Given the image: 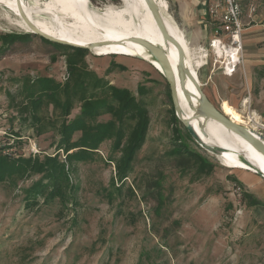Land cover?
Listing matches in <instances>:
<instances>
[{"label": "rangeland", "instance_id": "374dc122", "mask_svg": "<svg viewBox=\"0 0 264 264\" xmlns=\"http://www.w3.org/2000/svg\"><path fill=\"white\" fill-rule=\"evenodd\" d=\"M248 1L256 10L242 20L235 73L222 74V63L208 58L197 79L217 109L226 102L264 138V78L255 77L264 67V0ZM90 2L96 8L120 4ZM5 11L0 7V37H30L0 56V148L14 156L52 155L51 134L36 138L23 133L19 142L8 136L10 111L3 90L23 75L63 81L65 56L60 48L21 30ZM169 19L178 31L170 15ZM87 51L88 68L109 85L129 89L147 112L146 142L119 192L115 187L120 182L109 162L117 155L109 141L101 144L95 160L77 165L74 203L41 199L25 208L21 189L31 181L16 189L0 186V264H264V180L250 171L221 166L179 121L172 125L168 86L149 64L126 55ZM109 67L114 69L106 75ZM139 85L145 87L143 95L137 93ZM110 118L109 114L102 119ZM172 127L182 145L214 165L211 175L201 176L188 160L174 156ZM232 179L261 206L243 201Z\"/></svg>", "mask_w": 264, "mask_h": 264}, {"label": "trees", "instance_id": "16d2710c", "mask_svg": "<svg viewBox=\"0 0 264 264\" xmlns=\"http://www.w3.org/2000/svg\"><path fill=\"white\" fill-rule=\"evenodd\" d=\"M29 37L30 34L1 36L0 56L16 42H26ZM41 40L63 51L66 76L63 81L30 75L11 79L10 87L3 90L10 111L8 136L13 142H19L23 133L36 138L51 134L54 153L14 156L5 153L4 147L0 148V186L16 189L19 184L31 181L21 189L25 208L41 199L44 203L53 199H58L62 205L74 203L78 188L74 179L77 165L95 160L101 144L109 141L112 152L117 155L109 162L120 182L119 187H115L119 192L124 179L132 172L135 156L146 142L150 123L147 112L129 89L109 85L88 68L86 49ZM51 59L55 60L54 57ZM113 69L109 67L105 74H110ZM120 69L124 70L123 67ZM255 77L264 78V67L255 71ZM137 93L143 95L145 87L139 85ZM109 114L110 119H102ZM171 121L172 125L178 121L173 108ZM171 137V143L176 147L174 156L188 160L203 177L212 174L214 165L182 145L176 127H172ZM232 180L241 191L243 201L249 206H261L252 194L241 189V183Z\"/></svg>", "mask_w": 264, "mask_h": 264}, {"label": "bare ground", "instance_id": "6f19581e", "mask_svg": "<svg viewBox=\"0 0 264 264\" xmlns=\"http://www.w3.org/2000/svg\"><path fill=\"white\" fill-rule=\"evenodd\" d=\"M118 1L120 2L119 6L106 4V6L96 8L92 6L90 0H0V7L6 10L7 14L13 15L15 25L25 32H31L26 24L28 21L55 39L89 47L91 53L100 56L126 55L139 58L161 74L158 63L152 60L142 46L132 41H126L122 45L114 42L131 38H143L154 43L161 42V35L144 0ZM155 1L159 5L160 14L168 32L184 47L187 55L185 61L187 69L197 79V71L204 65L201 52L198 49H190L184 35L174 28L169 15L166 13V2L164 0ZM163 43L166 45L165 42ZM168 46L171 53V63L175 69L177 51L171 45ZM238 53L232 47L224 48L223 55L219 59L225 58L226 61L236 62ZM229 68L227 67V69ZM185 87L198 96L196 89L188 80H185ZM177 88L183 117L191 121V126L199 138L207 146L228 149L216 154L208 152L214 155L221 166L227 169L246 170L254 173L252 169L240 161L239 156H245L247 159L256 160L264 171V157L260 153L241 137L228 131L219 123L195 118L196 100L194 98L186 99L179 86ZM220 109L234 122L246 126L240 114L236 113L226 102L221 103ZM249 129L256 136H260L254 128ZM262 140L264 141V138Z\"/></svg>", "mask_w": 264, "mask_h": 264}, {"label": "water", "instance_id": "95a60500", "mask_svg": "<svg viewBox=\"0 0 264 264\" xmlns=\"http://www.w3.org/2000/svg\"><path fill=\"white\" fill-rule=\"evenodd\" d=\"M147 8L151 14V17L161 35V42H152L143 38H131V39H121L119 41H114L117 44H125L126 41H132L134 43L142 46L147 53L151 56L152 60L158 63L161 68V76L165 80L168 89L170 101L172 104L173 112L176 119L183 125L184 129L188 133V135L203 149L213 154L225 152L228 149L222 147H210L207 146L197 135L193 127L191 126V121L183 117V111L181 108L178 88L182 92V95L191 100L194 98L196 100V107H194L195 118H202L204 120L215 121L223 126L228 131L233 132L234 134L241 137L244 141H246L251 147H253L258 153H260L264 157V141L261 136H256L251 129L247 128L245 125L238 124L234 122L231 118L226 116L220 109H217L204 95L201 90V85L197 81V79L191 74L189 69L186 67V53L183 45L173 37L167 30L162 16L160 14L159 5L155 0H144ZM28 28L31 30V34L38 36L39 38L48 41L53 44L69 46L73 48L86 49L90 51L89 47H84L81 45H75L72 43H68L66 41H62L59 39H55L51 37L35 26H33L30 22H26ZM166 45H164V43ZM171 45L177 51V61L175 69L171 63V53L169 46ZM139 59V58H138ZM141 60V59H140ZM185 80H188L196 89L198 96L193 92L189 91L185 87ZM239 159L242 163L247 165L250 169L254 171L256 175L264 180V171L260 167L254 159H247L245 156H239Z\"/></svg>", "mask_w": 264, "mask_h": 264}, {"label": "built area", "instance_id": "2783aa9c", "mask_svg": "<svg viewBox=\"0 0 264 264\" xmlns=\"http://www.w3.org/2000/svg\"><path fill=\"white\" fill-rule=\"evenodd\" d=\"M203 2L205 24L211 32L207 47L198 49L204 59L203 66L207 65L208 58L212 59L222 63L220 67L222 74L231 76L240 63L241 36L245 25L242 20L245 16L251 18L255 13V6L248 0H203ZM230 47L239 52L237 60L223 62L219 58L223 55L224 48Z\"/></svg>", "mask_w": 264, "mask_h": 264}, {"label": "crops", "instance_id": "0c3cea01", "mask_svg": "<svg viewBox=\"0 0 264 264\" xmlns=\"http://www.w3.org/2000/svg\"><path fill=\"white\" fill-rule=\"evenodd\" d=\"M167 12L178 31L184 35L190 49L206 48L210 40V29L205 24L203 0H164ZM245 24V23H244Z\"/></svg>", "mask_w": 264, "mask_h": 264}]
</instances>
